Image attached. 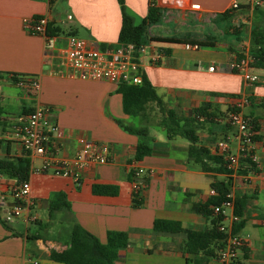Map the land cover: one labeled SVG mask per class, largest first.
<instances>
[{
	"label": "crops",
	"instance_id": "obj_1",
	"mask_svg": "<svg viewBox=\"0 0 264 264\" xmlns=\"http://www.w3.org/2000/svg\"><path fill=\"white\" fill-rule=\"evenodd\" d=\"M152 1L159 7L161 18L147 28L150 39L144 43L146 52L141 69L161 98L165 111L189 117L194 108L203 102L210 103L211 110L219 117L198 126L199 142L215 152L217 143L224 140L229 144V152L236 154L234 129L228 126L218 107H225L226 113L229 108L226 97L247 98L248 104L241 112L250 123L252 120L256 124V131L251 126L254 136H258L254 140L258 171L229 176L206 173L188 159L187 139L178 135L167 139L159 123L161 114L154 104L149 105L146 122L140 116L129 117L123 113L117 84L50 76L54 57L66 35L85 40L93 49L117 44L121 29L117 0L52 3L0 0V134L8 133L26 110L39 106L49 110L50 120L61 130L62 156L74 154L77 137L104 143L109 149V161L90 164L82 171L78 184L70 178L52 175L50 170L34 171L33 168H40L42 159L30 156L28 181L34 203L20 217L4 221L5 224L0 210V264H33L34 261L63 264L52 260L50 254L69 250L72 219L102 243L108 231L131 228L148 231L128 233L127 244L119 249L115 264H219L216 254L221 246L218 244L213 247L215 256L200 260L202 254L191 257L182 252L181 236L149 233L156 219L177 221L191 231L210 228L215 215L205 218L195 213L192 206L205 203L211 197L213 181H228L232 199L246 198L239 217L242 226L236 232L244 241L237 251V259L242 264H264V68L250 69L258 78L254 84L228 68V63L240 53V45L248 49L252 44L250 30L258 8L243 6L230 13V17L221 18V14L231 11V0H123L125 11L135 25L146 16ZM238 2L244 5L245 0ZM193 6L198 7L193 9ZM44 14L50 18L45 35L29 34L23 26L24 19ZM67 15L72 18L68 20ZM244 25L248 33L242 30ZM183 35L213 40L209 42L211 45L199 46L196 51L185 50L182 44L155 41ZM155 51L161 56L153 63L150 59ZM210 65L216 69L209 71ZM13 75L36 78L40 85L38 93L33 95L20 89L11 81ZM143 127L146 134L137 135L136 130ZM139 143L151 148V153L135 161ZM23 153L13 137L0 138V158H18ZM135 168L141 169L140 178H134ZM135 182L140 184V190L133 188ZM15 184L13 179L0 173V195L8 197ZM93 184L116 186L118 193L94 195ZM135 191L142 203L139 207H133ZM59 195L68 204L69 212L59 210L49 218L50 203ZM7 201L10 203V199Z\"/></svg>",
	"mask_w": 264,
	"mask_h": 264
},
{
	"label": "built area",
	"instance_id": "obj_2",
	"mask_svg": "<svg viewBox=\"0 0 264 264\" xmlns=\"http://www.w3.org/2000/svg\"><path fill=\"white\" fill-rule=\"evenodd\" d=\"M53 2L56 0H48ZM248 9L264 8V0H245L244 5L238 0H231L230 10L238 11L241 7ZM198 6H193L197 9ZM71 15H67L70 20ZM50 18L44 14L36 18L24 19L23 26L29 34L44 36L49 27ZM185 50H198L197 43H182ZM146 52L144 44L133 43L114 44L105 46L102 49L89 47L85 40L73 35H66L59 52L54 57V68L50 76L59 78L77 79L87 82H108L111 84L140 85L142 83L141 61ZM241 58H234L228 63V68L235 74L241 75L250 84L258 81L257 76L250 72L248 49L244 44L239 48ZM161 54L155 51L151 61L156 63ZM215 65L208 67L209 71H214ZM15 83L20 89L37 94L40 85L36 78L18 77ZM225 101L229 105V111L225 118L228 125L234 129L233 138L236 141L237 153L229 152L227 141H219L216 148L223 153L228 163L231 174L237 173L239 158H249L258 169V161L254 154V131L250 120L246 118L241 109L248 104L245 97H226ZM12 137L20 144L29 156H38L42 159L39 169L33 168L37 172L50 170L52 175L61 178H70L78 184L82 177V171L90 164H105L109 161L108 146L101 142L77 137V148L71 157H64L60 154V141L62 133L55 122L49 117V110L36 106L32 111L19 117L12 127ZM141 169H134V178H140ZM140 186L138 182L133 185L134 189ZM230 189V188H229ZM210 196L215 195L214 190H210ZM10 199V203H8ZM30 198L29 181L22 184H15L9 190L8 197L0 195V210L2 219L10 222L20 217L28 208L33 205ZM211 209L216 216L220 217L218 230L225 234V239L216 254L219 264H242L237 259V251L243 246L244 241L237 233H233L232 227L239 222V216L233 212V199L231 190L226 195V200L221 204L212 206ZM37 264V262H33Z\"/></svg>",
	"mask_w": 264,
	"mask_h": 264
},
{
	"label": "trees",
	"instance_id": "obj_3",
	"mask_svg": "<svg viewBox=\"0 0 264 264\" xmlns=\"http://www.w3.org/2000/svg\"><path fill=\"white\" fill-rule=\"evenodd\" d=\"M121 12V29L119 33L118 44L133 43L136 45L144 44L147 39L146 32L150 25L159 22L161 18V11L159 7L152 1L147 9L146 16L141 20L139 25L133 23L132 18L125 11L123 0H117ZM52 3V2H50ZM233 10L221 14L219 17H230ZM264 16V14H263ZM256 17V16H255ZM261 19V17H259ZM257 19V18H256ZM254 23L250 30L252 49L248 52L249 66L251 68H264V22L262 24ZM239 34L238 30L234 32ZM212 38L199 39L189 35L178 36L175 38H157L155 41L167 42L172 44L182 43H197L201 47L211 45L209 42ZM238 38H236V41ZM233 49V48H232ZM234 51V49H233ZM165 54L166 51L162 50ZM237 57L241 58L242 54L237 53ZM17 75L10 77L11 81L15 84L18 82ZM20 77H30L21 75ZM2 76L0 74V80ZM118 92L122 95L123 113L129 117L140 116L146 122L149 119L148 110L149 105L154 104L158 108L161 119L160 125L163 127L166 137L171 140L175 136H181L189 141L187 156L190 161L199 165L206 173H219L228 175L232 171L228 168V163L225 160L223 153H220L216 148L212 152L208 147L201 144L196 135L198 126L202 123H212L216 114L211 110V104L203 102L200 106L192 110L189 117L178 116L174 112H167L163 107L161 98L157 95L154 87L148 79L142 75V83L140 85H128L125 83L119 84ZM32 110H26L28 113ZM229 111L227 108L226 113ZM2 107L0 106V115ZM226 113L224 115H226ZM254 130L256 131V124L251 120ZM229 126V125H228ZM131 131V130H129ZM146 128L136 130V134L144 136ZM258 136H254L253 140H257ZM151 153V148L143 143H139L135 150V161H140L142 157ZM258 169L256 165L251 162L249 158H239L237 173L246 175L248 173H256ZM5 174L7 177L13 179L17 185L27 182L31 173V161L27 151H24L22 156L18 158H0V173ZM228 178L227 180H229ZM211 188L215 190L216 194L211 196L205 203L195 204L192 210L204 216L205 218L215 215L212 206L221 204L226 200V195L229 192V182L213 181ZM140 186L136 190H140ZM92 193L94 195H107L115 196L118 189L113 185L93 184ZM141 200L138 196V191L133 193V207H139ZM246 204V198L237 196L233 199V212L236 216H241L243 208ZM64 210L69 212L68 204L63 200L62 195H59L55 201L50 203L48 216L53 217L54 212ZM220 217L216 216L211 220L210 228L202 231H191L182 228L181 224L177 221L160 220L156 219L149 233L178 235L184 239L182 252L189 256H197L202 254L203 259H208L215 256L213 247L222 245L225 239V234L218 230ZM4 222V221H3ZM2 222V223H3ZM72 229L70 234V248L68 251L58 253L51 252L50 258L56 262L63 264H115L117 253L119 249L127 244L128 233H148L146 230L131 228L128 231H108L106 233V241L100 242L99 239L88 232L73 219ZM5 224V222L3 223ZM242 222L234 224L232 227L233 233H236Z\"/></svg>",
	"mask_w": 264,
	"mask_h": 264
},
{
	"label": "rangeland",
	"instance_id": "obj_4",
	"mask_svg": "<svg viewBox=\"0 0 264 264\" xmlns=\"http://www.w3.org/2000/svg\"><path fill=\"white\" fill-rule=\"evenodd\" d=\"M260 9V8H259ZM259 9H257V10H255V12H254V19H253V21H252V19H251V21H252V23L254 24V23H257V20H259L258 21V24L260 25V24H262L263 22H264V16H263V14H264V8H261L260 10ZM256 16V17H255ZM259 17H261V19L259 18ZM257 18V19H256ZM263 21V22H262ZM252 24V25H253ZM252 27V26H251ZM242 30L244 31V32H249V29L244 25V26H242ZM252 47H253V45L252 44H250L249 45V47H248V52L252 49ZM224 106V105H223ZM218 108H220L222 111H220V112H222V117H223V119L225 118V116L223 115L224 113H225V107H221V106H219ZM217 117H219V115L217 116ZM215 121V120H214ZM206 125V124H205ZM204 125V126H205ZM207 125H209V124H207ZM199 126H201V125H199ZM203 126V128H201L200 130L202 131V129L204 130V127ZM6 132H8V133H3V134H0V138H12V129L11 130H9V131H6Z\"/></svg>",
	"mask_w": 264,
	"mask_h": 264
}]
</instances>
